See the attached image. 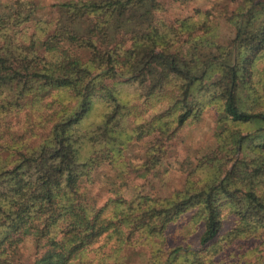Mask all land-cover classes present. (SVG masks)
I'll return each mask as SVG.
<instances>
[{
  "label": "trees",
  "instance_id": "trees-1",
  "mask_svg": "<svg viewBox=\"0 0 264 264\" xmlns=\"http://www.w3.org/2000/svg\"><path fill=\"white\" fill-rule=\"evenodd\" d=\"M53 6L55 17L35 20L29 33L23 29L31 26L34 2L14 0L11 13L0 14V264H13L11 256L28 238L50 245L32 264H70L109 229L118 233L113 218L129 224L125 209L131 226L148 236L161 235L167 223L194 209L192 219L204 227L200 249L173 247L163 264H214L234 241L252 236L262 235L264 251V0L242 2L225 17L235 35L224 44L215 39L210 10L167 20L159 0ZM143 87L169 93L170 102L127 130L132 110L122 94L138 98ZM53 91L74 99L48 114L44 121L51 125L36 144L30 145L32 128L5 125L21 102ZM97 104L104 106L99 119L84 125ZM211 105L218 110L216 149L223 154L211 150L196 166L200 175L181 190L159 200L140 197L124 209L114 199L112 219L80 192L81 178L101 163H119L134 137L159 139L172 123L198 118ZM225 203L237 222L219 235ZM258 259L264 264L263 255Z\"/></svg>",
  "mask_w": 264,
  "mask_h": 264
},
{
  "label": "rangeland",
  "instance_id": "rangeland-1",
  "mask_svg": "<svg viewBox=\"0 0 264 264\" xmlns=\"http://www.w3.org/2000/svg\"><path fill=\"white\" fill-rule=\"evenodd\" d=\"M22 1L35 3L33 19L29 23L31 26L27 25L23 29L29 33L34 29L35 20L43 22L55 17L54 4L75 0ZM159 1L164 6L160 15L167 20L192 15L196 9L212 11L209 23L214 27L215 39L221 44L228 43L235 35L233 26L225 17L235 11L242 2H247V0ZM13 2L14 0H0V14H10ZM124 92L127 91L124 89ZM125 93L122 95L129 102V110H132L125 119L127 130L139 123L150 121L155 115L165 111L171 99L169 93H148L144 87L138 98H135L134 94ZM72 98L70 92L60 91H53L52 94L38 97L36 100L27 98L28 103L25 105L24 101L21 102L22 105L19 103L20 111L11 113L6 118L5 125L16 131L32 128L30 145H34L51 125V121H44L49 117L48 114L68 104ZM103 110L104 106L97 104L85 118L84 125L97 121ZM176 111L179 110H175L174 113ZM198 115V118L189 117L179 126L172 123L170 131L163 133L159 139H156L155 134L134 137L123 146L119 163H101L91 171L89 177L81 178L80 192L89 204L96 208L103 207L104 216L112 219L113 208L117 204L114 199H118L120 208L124 209L131 201H134L136 206L141 200L140 197L150 196L159 200L181 190L191 175L195 178L200 175L196 166L211 150L217 151L218 157L223 154L216 149L219 125L216 106H206ZM239 158L238 151L235 158L224 166L231 170ZM229 209L226 203L220 206L222 227L219 235H223L236 225L237 218ZM124 212V219L128 220L129 224L113 218V222L119 224L118 233L112 232V228L109 229L108 235L104 233L95 242L83 248L70 260V264H163L173 247L180 245L184 248L190 246L194 250L200 249L199 238L204 227L198 217L196 220L192 219L194 209L187 210L175 221L167 223L159 236H148L136 226L132 227L130 224L132 215H129L126 209ZM49 246L45 241L36 242L28 238L11 256V262L32 264L35 258L49 252ZM248 249L254 251L246 254L245 251ZM262 250V235L252 236L249 239H237L227 247V250L212 259L215 261L214 264H250L249 262L255 261L258 264L257 260L261 257L262 261V255L264 260ZM206 254L202 251L199 255Z\"/></svg>",
  "mask_w": 264,
  "mask_h": 264
}]
</instances>
